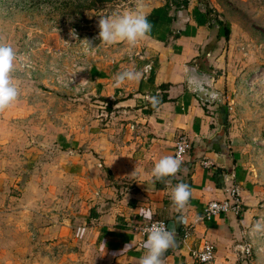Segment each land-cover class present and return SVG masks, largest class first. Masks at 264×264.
Instances as JSON below:
<instances>
[{
	"label": "rangeland",
	"instance_id": "374dc122",
	"mask_svg": "<svg viewBox=\"0 0 264 264\" xmlns=\"http://www.w3.org/2000/svg\"><path fill=\"white\" fill-rule=\"evenodd\" d=\"M138 1L0 0V44L15 53L10 78L18 90L0 110V264H118L106 239L83 223L85 181L71 164L80 151L70 153L67 143L106 119L102 83L126 54L155 53L179 37L174 14L184 7L166 0L168 13L156 14L147 36L159 45L97 39L99 18L140 14ZM186 1L212 30L202 57L210 52L215 63L204 68L215 95L205 103H214L220 136L237 143L231 170L242 211L249 210L240 244L251 246L240 261L264 264V0ZM69 29L92 41V50L69 40Z\"/></svg>",
	"mask_w": 264,
	"mask_h": 264
},
{
	"label": "crops",
	"instance_id": "0c3cea01",
	"mask_svg": "<svg viewBox=\"0 0 264 264\" xmlns=\"http://www.w3.org/2000/svg\"><path fill=\"white\" fill-rule=\"evenodd\" d=\"M155 1H138L137 8L148 13L150 25L156 14L168 13L166 0ZM197 7L190 1L184 10L175 12L174 25L180 31L176 40L161 45L155 53L147 50L135 57L136 65L151 66L144 79L125 80L116 86L114 77L127 62L120 70L113 68L115 74L105 77L100 90L111 111L105 112L104 121L91 122L67 143L70 153L80 151L71 164L85 181L83 223L91 224V233L106 239L118 264H139L145 254V239L138 229L151 220L165 221L177 242L165 252L164 264H193L203 242L214 247L212 264H246L240 261L239 246L248 229V209L237 217L217 215L194 223L208 202L223 200L224 191L235 183L231 169L233 146L237 144L220 136V121L209 111L214 103H205L209 99L196 95L186 82L188 67L206 73L204 68L215 65L210 52H204L206 59L202 57L212 30ZM147 38V45L160 44ZM211 79L216 90L218 81ZM180 135L189 148L175 157L174 142ZM168 155L180 161V170L167 177L170 182L165 185L150 173L155 162ZM205 160L211 164L207 169L201 166ZM179 183L191 189L182 209L171 200L172 189ZM144 212L150 213L151 219ZM178 217H183L184 223H178Z\"/></svg>",
	"mask_w": 264,
	"mask_h": 264
},
{
	"label": "clouds",
	"instance_id": "9594fccd",
	"mask_svg": "<svg viewBox=\"0 0 264 264\" xmlns=\"http://www.w3.org/2000/svg\"><path fill=\"white\" fill-rule=\"evenodd\" d=\"M97 27L99 29L97 39L106 44L127 41L129 45H135L138 40L146 38L151 31V25L146 16L131 12L113 17H101L98 20ZM68 37L69 40H80L75 29H69ZM80 41L85 45V52L92 50V41L88 39ZM64 42L69 44L68 41ZM14 59L13 48L0 44V110L8 107L18 97V90L10 78ZM139 75L138 72L133 71L117 73L114 77L115 85L119 86L125 80H134ZM179 170L180 161L168 155L161 157L155 162L150 175L167 185L170 181L166 178L174 176ZM190 196V186L185 183L177 184L171 192L173 204L180 209L185 206ZM140 211L143 212V209H140ZM144 215L147 219H151L150 213L144 212ZM177 219L178 223H184L183 217H178ZM145 232L147 239L142 245L145 254L140 258L139 264H164L165 252L169 248L175 247L177 243L174 238V232L169 231L161 221L152 222L150 227L145 229ZM128 246L126 245L125 248ZM101 247H105V244L103 243Z\"/></svg>",
	"mask_w": 264,
	"mask_h": 264
},
{
	"label": "built area",
	"instance_id": "2783aa9c",
	"mask_svg": "<svg viewBox=\"0 0 264 264\" xmlns=\"http://www.w3.org/2000/svg\"><path fill=\"white\" fill-rule=\"evenodd\" d=\"M127 63L122 68V72L125 71H133L138 72L140 75L137 77L138 79H144L148 72L151 70V66L149 63L142 64L140 66L136 65L134 60L135 58L132 55L126 54ZM189 148L188 142L184 135H180L177 137L174 142V155L175 157H179L183 155ZM201 166L203 168H209L211 164L208 161H202ZM233 177H230L232 180ZM226 197L220 201H210L207 203L205 209L201 213V217L194 220L196 222L207 221L213 216H224L227 214H232L237 217L242 213V201L240 198V190L236 183H231L229 187L224 191ZM161 221L167 227V223L163 220H151L140 226L138 229L139 234L143 239H147V234L145 229L150 227L152 222ZM168 229V227H167ZM251 246L248 242H244L241 246H239L240 255L243 258L250 257ZM214 260V247L212 244L208 242H203L199 248L197 249L194 257L193 264H212Z\"/></svg>",
	"mask_w": 264,
	"mask_h": 264
},
{
	"label": "water",
	"instance_id": "95a60500",
	"mask_svg": "<svg viewBox=\"0 0 264 264\" xmlns=\"http://www.w3.org/2000/svg\"><path fill=\"white\" fill-rule=\"evenodd\" d=\"M186 73H187V77H186L187 85L193 88L196 95L202 94L205 100L211 99L212 96L215 95V93L211 90V87L209 85V81H210L209 75L198 71L194 67H188L186 69Z\"/></svg>",
	"mask_w": 264,
	"mask_h": 264
},
{
	"label": "trees",
	"instance_id": "16d2710c",
	"mask_svg": "<svg viewBox=\"0 0 264 264\" xmlns=\"http://www.w3.org/2000/svg\"><path fill=\"white\" fill-rule=\"evenodd\" d=\"M110 1H112V0H97V2H99V3H108V2H110ZM181 4L183 5V7L185 8L186 7V5H187V1L186 0H181ZM225 33H226V31H224ZM164 86V85H163ZM162 86V87H163Z\"/></svg>",
	"mask_w": 264,
	"mask_h": 264
},
{
	"label": "flooded vegetation",
	"instance_id": "af4514ba",
	"mask_svg": "<svg viewBox=\"0 0 264 264\" xmlns=\"http://www.w3.org/2000/svg\"><path fill=\"white\" fill-rule=\"evenodd\" d=\"M210 100V99H209Z\"/></svg>",
	"mask_w": 264,
	"mask_h": 264
}]
</instances>
